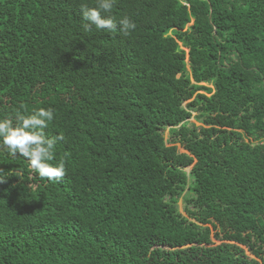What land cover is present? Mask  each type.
I'll return each instance as SVG.
<instances>
[{"label": "trees", "instance_id": "1", "mask_svg": "<svg viewBox=\"0 0 264 264\" xmlns=\"http://www.w3.org/2000/svg\"><path fill=\"white\" fill-rule=\"evenodd\" d=\"M82 5L0 0V118L52 108L66 169L0 148V264H264V0Z\"/></svg>", "mask_w": 264, "mask_h": 264}, {"label": "clouds", "instance_id": "2", "mask_svg": "<svg viewBox=\"0 0 264 264\" xmlns=\"http://www.w3.org/2000/svg\"><path fill=\"white\" fill-rule=\"evenodd\" d=\"M114 0H96L95 7L81 6L82 19L85 21L83 28L90 31L93 26L97 30H119L125 35H130L135 30L136 24L125 16L118 21L111 15ZM53 119L52 108H39L32 113L17 111L14 118H0V148L4 149L9 156H22L26 158L31 168L41 178L49 181H58L65 175V163L61 160L53 164L57 140L59 135L49 138L45 134L48 122ZM21 171L13 175L19 177ZM9 177L4 175L0 168V184Z\"/></svg>", "mask_w": 264, "mask_h": 264}, {"label": "rangeland", "instance_id": "3", "mask_svg": "<svg viewBox=\"0 0 264 264\" xmlns=\"http://www.w3.org/2000/svg\"><path fill=\"white\" fill-rule=\"evenodd\" d=\"M194 115H192L191 116V118L189 119V122H191V123H195L194 122ZM196 125H198V124H196ZM176 147H177V149H178V151L179 152H183V150L181 149V147L179 146V145H176ZM181 202H182V198L178 201V208H179V210H181L182 209V204H181ZM181 212H182V210H181ZM211 230H212V232H211V242H212V244L211 245H209V246H206L207 248H214V247H216V246H218L219 245V241H217L214 237H213V234H214V231H213V229L211 228ZM186 247H180L179 248V252H180V254L181 255H184V256H186V253L184 252V249H185ZM157 249H166V250H171V251H174L175 252V249H168V248H165V247H153L152 249H151V251H150V253H149V264H151L152 263V255H153V251H155V250H157ZM245 253H246V255L248 256V257H250V258H253L248 252H246V250H245Z\"/></svg>", "mask_w": 264, "mask_h": 264}]
</instances>
